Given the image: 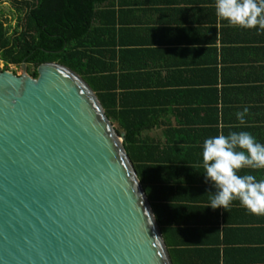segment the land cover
<instances>
[{"label":"crops","instance_id":"0c3cea01","mask_svg":"<svg viewBox=\"0 0 264 264\" xmlns=\"http://www.w3.org/2000/svg\"><path fill=\"white\" fill-rule=\"evenodd\" d=\"M106 5L117 79L109 121L122 143L131 136L134 170L172 264H264V216L239 201L227 211L208 207L216 189L202 164L204 140L219 134L247 131L264 144V30L219 19L215 0ZM240 174L264 180V169Z\"/></svg>","mask_w":264,"mask_h":264},{"label":"water","instance_id":"95a60500","mask_svg":"<svg viewBox=\"0 0 264 264\" xmlns=\"http://www.w3.org/2000/svg\"><path fill=\"white\" fill-rule=\"evenodd\" d=\"M0 70V264H172L90 86L47 62Z\"/></svg>","mask_w":264,"mask_h":264},{"label":"trees","instance_id":"16d2710c","mask_svg":"<svg viewBox=\"0 0 264 264\" xmlns=\"http://www.w3.org/2000/svg\"><path fill=\"white\" fill-rule=\"evenodd\" d=\"M107 1L0 0V4L8 2L17 13L14 26L0 21L1 70H9L10 65L20 67L25 63L27 73L36 78L40 64H61L90 86L108 119L114 118L112 108L116 103L117 79L114 63L108 62V25L113 23V12H108ZM111 59L114 60L113 52ZM139 129L125 128V131L138 133ZM116 132L119 134L118 130ZM130 138L128 134L123 146L134 169L138 171L134 163L140 159L132 154ZM137 174L142 183L140 173ZM145 193L148 194L146 189ZM155 219L159 221L156 212ZM170 258L172 260L171 255Z\"/></svg>","mask_w":264,"mask_h":264},{"label":"clouds","instance_id":"9594fccd","mask_svg":"<svg viewBox=\"0 0 264 264\" xmlns=\"http://www.w3.org/2000/svg\"><path fill=\"white\" fill-rule=\"evenodd\" d=\"M216 15L233 27L264 30V0H215ZM245 107L236 116L245 125ZM206 181L216 191L208 207L228 210L233 201L252 215L264 216V180L241 175L242 169H264V144L247 131L230 132L207 138L202 146Z\"/></svg>","mask_w":264,"mask_h":264},{"label":"rangeland","instance_id":"374dc122","mask_svg":"<svg viewBox=\"0 0 264 264\" xmlns=\"http://www.w3.org/2000/svg\"><path fill=\"white\" fill-rule=\"evenodd\" d=\"M17 19V13L14 11L13 7L8 3L4 2L0 4V21H3L5 25H11L14 26L16 23ZM3 68V64L0 61V70ZM15 75H20L22 74V69L21 67H16L13 65L9 66V70Z\"/></svg>","mask_w":264,"mask_h":264}]
</instances>
